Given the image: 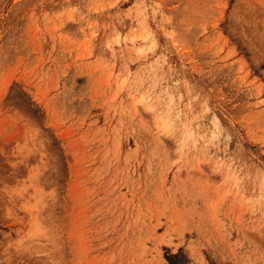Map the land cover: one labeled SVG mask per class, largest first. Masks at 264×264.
Returning <instances> with one entry per match:
<instances>
[{
  "label": "rangeland",
  "instance_id": "obj_1",
  "mask_svg": "<svg viewBox=\"0 0 264 264\" xmlns=\"http://www.w3.org/2000/svg\"><path fill=\"white\" fill-rule=\"evenodd\" d=\"M179 250L264 264V0H0V264Z\"/></svg>",
  "mask_w": 264,
  "mask_h": 264
},
{
  "label": "trees",
  "instance_id": "obj_2",
  "mask_svg": "<svg viewBox=\"0 0 264 264\" xmlns=\"http://www.w3.org/2000/svg\"><path fill=\"white\" fill-rule=\"evenodd\" d=\"M165 256H166V260L168 264H186L187 263V259L185 255L182 254L180 250L176 253L167 254Z\"/></svg>",
  "mask_w": 264,
  "mask_h": 264
},
{
  "label": "bare ground",
  "instance_id": "obj_3",
  "mask_svg": "<svg viewBox=\"0 0 264 264\" xmlns=\"http://www.w3.org/2000/svg\"><path fill=\"white\" fill-rule=\"evenodd\" d=\"M217 125V124H216Z\"/></svg>",
  "mask_w": 264,
  "mask_h": 264
}]
</instances>
